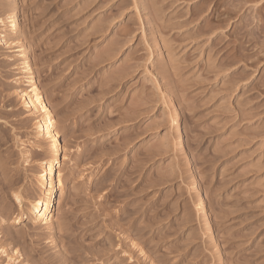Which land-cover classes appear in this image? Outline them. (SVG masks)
I'll return each instance as SVG.
<instances>
[{
	"label": "rangeland",
	"instance_id": "374dc122",
	"mask_svg": "<svg viewBox=\"0 0 264 264\" xmlns=\"http://www.w3.org/2000/svg\"><path fill=\"white\" fill-rule=\"evenodd\" d=\"M17 3L66 151L53 227L34 225L44 148L0 43V246L19 264H264V0Z\"/></svg>",
	"mask_w": 264,
	"mask_h": 264
},
{
	"label": "bare ground",
	"instance_id": "6f19581e",
	"mask_svg": "<svg viewBox=\"0 0 264 264\" xmlns=\"http://www.w3.org/2000/svg\"><path fill=\"white\" fill-rule=\"evenodd\" d=\"M7 16L4 20L0 19V25L3 31L8 30L9 35L13 36V40L6 38L3 35L0 38V43L7 46L10 49H14V52L20 59L24 77L17 80L18 84H25V88L20 91V98L22 99L23 106L29 111V114L34 118L33 129L35 130L32 141V147L39 149L44 148L42 151V156L36 161L37 173L33 174L35 176V182L38 184L39 195L35 200H29L25 203V208L30 215V221L34 225H41L46 229H52L54 218L52 216V209L54 207L55 191L56 186L61 187L62 177L60 169L59 159L60 151H66L65 147L60 144L61 141V129L57 126L54 114L50 110L49 105L43 99L40 89L37 85L34 71L31 66L30 60V49L24 46L22 41H20V19L17 12V0H7ZM176 117V116H175ZM182 140V132L177 129V144L176 149L183 153L185 158L186 166L185 170L188 174L189 179L192 181L191 188L197 191L199 194V199L197 201V210L204 217L208 218V210L206 207V201L202 196L199 182L195 175V165L193 161L188 156L187 152H184V144ZM24 157L28 160L31 156L29 151L24 152ZM59 164V165H58ZM32 173H30L31 175ZM18 202L20 210L22 205H20L21 200L18 196H15ZM14 222L17 223L16 219ZM205 229L209 231L212 235V223L207 219L205 223ZM0 257H4L9 264H19L20 254L17 250L14 252H7L3 247L0 246ZM22 264V263H21Z\"/></svg>",
	"mask_w": 264,
	"mask_h": 264
}]
</instances>
